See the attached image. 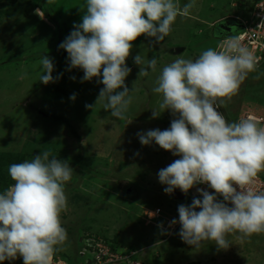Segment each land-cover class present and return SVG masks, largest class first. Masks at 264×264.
<instances>
[{"label":"rangeland","instance_id":"rangeland-1","mask_svg":"<svg viewBox=\"0 0 264 264\" xmlns=\"http://www.w3.org/2000/svg\"><path fill=\"white\" fill-rule=\"evenodd\" d=\"M254 1L195 0L190 15L177 16L163 41L141 35L131 42L125 86L132 90V103L120 120L97 101L104 87L98 82L102 72L82 82L83 70L72 68L67 52L59 48V30L63 36L66 26V38L82 23L86 0H0V193L14 183L8 172L11 164L30 161L44 151L74 170L64 186L67 208L60 215L67 239L57 245L51 264H92L88 246L97 240L133 250L129 262L121 264H264V233L243 242L239 233L229 234L226 250L214 241L198 248L182 241L177 209L191 205L194 198L202 200L199 186L189 189L185 203L173 201L158 172L179 157L154 141L141 145L137 136L166 130L177 118L170 110L152 118V110L161 111L162 95L152 89L162 68L178 58L194 60L204 50H216L220 37L212 36L211 25L228 17L245 18ZM188 2L179 0L181 6ZM17 12L31 15L11 16ZM43 54L54 65L55 82L47 85L38 80ZM138 54L145 60L157 58L156 70L146 77L138 76L144 66L134 63ZM86 104L96 105L93 110ZM217 110L228 122L244 119V113L264 116V57ZM155 208L160 211L157 219L149 216ZM173 219L175 225L170 224ZM0 264H23V258L17 255Z\"/></svg>","mask_w":264,"mask_h":264},{"label":"clouds","instance_id":"clouds-1","mask_svg":"<svg viewBox=\"0 0 264 264\" xmlns=\"http://www.w3.org/2000/svg\"><path fill=\"white\" fill-rule=\"evenodd\" d=\"M194 6L195 0L183 6L179 0H86L82 23L73 26L75 30L59 48L67 52L72 68L83 70L82 82L102 72L98 82L104 87L97 101L104 102L111 116L123 120L132 103V90L125 86L131 71L125 65L131 42L141 35L155 37L156 43L163 41L177 16L188 17ZM220 47L219 51L204 50L194 60L178 58L162 68L152 89L162 95L161 111L152 110V118L165 110L177 118L166 130H148L137 136L141 145L154 141L179 157L158 172L159 182L167 185L165 194L177 188L187 193L198 183L214 190L210 194L197 188L202 200L194 198L191 205L178 206L182 241L195 248L214 241L218 249L226 250L229 234L239 233L243 242L264 233V190L254 187L264 171V126L248 118L228 122L217 110L224 98L238 92L257 64L238 37L230 35ZM134 63L144 65L138 76L146 77L156 70L157 58L145 60L138 54ZM39 64L38 80L45 85L55 82L51 58L43 54ZM73 171L67 161L48 151L9 166L14 183L0 193V262L19 255L23 264H51L57 245L67 239L60 215L67 208L64 186ZM217 194L232 206L218 201ZM153 215L149 213L157 219L159 213ZM176 223L175 219L170 222Z\"/></svg>","mask_w":264,"mask_h":264},{"label":"built area","instance_id":"built-area-1","mask_svg":"<svg viewBox=\"0 0 264 264\" xmlns=\"http://www.w3.org/2000/svg\"><path fill=\"white\" fill-rule=\"evenodd\" d=\"M234 19H236L238 23V28L231 36L238 37L241 44L247 47L256 57V65L260 64L264 57V0H255L249 6L248 13L245 18L235 17ZM225 38L228 37L220 38L219 43L216 46V50H222L220 46L224 42ZM244 118L252 119L261 126H264V116L244 113ZM194 186H199L200 189L208 191L210 194H214V190L207 184L198 183ZM254 187L257 190H264V171L258 174ZM237 190L239 189L237 188ZM217 197H219L218 194ZM226 203L228 206L231 204L230 202ZM153 213L155 214L153 216H157L159 210L156 209ZM112 245L113 244H108L104 240H97L90 243L88 251L91 250L94 254L92 264H121L129 262L130 258L134 254V251L122 247L114 249L112 248L114 245Z\"/></svg>","mask_w":264,"mask_h":264},{"label":"water","instance_id":"water-1","mask_svg":"<svg viewBox=\"0 0 264 264\" xmlns=\"http://www.w3.org/2000/svg\"><path fill=\"white\" fill-rule=\"evenodd\" d=\"M228 22L230 24L226 25L228 24ZM214 26H216V28L220 30V33H216L218 36H221L222 34H224L228 37L232 35V33L238 28L237 21L229 17L215 22ZM168 195L173 201H176V202L185 203L187 201V193L182 192L178 188L174 189V191Z\"/></svg>","mask_w":264,"mask_h":264},{"label":"trees","instance_id":"trees-1","mask_svg":"<svg viewBox=\"0 0 264 264\" xmlns=\"http://www.w3.org/2000/svg\"><path fill=\"white\" fill-rule=\"evenodd\" d=\"M27 1H28V0H27ZM28 5L31 6V3L29 2ZM18 14H20V15H24L23 13H19V12H17L16 14L11 15V16H14V17H15V16H17ZM28 14H29V12L26 13L24 16H27ZM48 15H49V14H48ZM234 18H235V17H234ZM217 21H220V20H217ZM217 21H216V22H217ZM48 23H49V22H48ZM44 24H45V23H44ZM213 24H214V23H213ZM213 24H212V25H213ZM237 24H238V23H237ZM45 25H46V24H45ZM58 27H59V26H58ZM64 28H66V26H64ZM64 28H63V30H64V35L62 36V33L60 32L61 30H59V34H58V37L60 38L61 42H63V41L65 40V31H66V30H65ZM59 29H60V27H59ZM49 107L53 109V106L50 105V104H49ZM69 129L72 130V129H74V127L72 128V126H71V127H69ZM74 130H75V129H74ZM74 130H73V131H74ZM75 131H76V130H75ZM74 135L76 136L75 132H74ZM76 137H78V136H76ZM111 244L114 245V246L112 245L113 247L111 246V247L114 248V249H117V248L120 247V246L118 245L117 242H113V243H111ZM54 256H56V255H54Z\"/></svg>","mask_w":264,"mask_h":264},{"label":"flooded vegetation","instance_id":"flooded-vegetation-1","mask_svg":"<svg viewBox=\"0 0 264 264\" xmlns=\"http://www.w3.org/2000/svg\"><path fill=\"white\" fill-rule=\"evenodd\" d=\"M230 23L228 22V24H226V25H229ZM229 27V26H228ZM211 30H212V36H214V37H218V35L216 34V33H220V30H218L217 28H216V26H212L211 27Z\"/></svg>","mask_w":264,"mask_h":264},{"label":"bare ground","instance_id":"bare-ground-1","mask_svg":"<svg viewBox=\"0 0 264 264\" xmlns=\"http://www.w3.org/2000/svg\"><path fill=\"white\" fill-rule=\"evenodd\" d=\"M23 39H24V38H23ZM147 39H148V38H147ZM138 40H139V39H138ZM145 40H146V39H145ZM23 42H24V41H23ZM77 93H78V92H77ZM93 110H94V109H93ZM86 112H88V111H86ZM88 114H89V113H88ZM91 114H94V113H91ZM85 117H86V116H85ZM96 117H97V116H96ZM95 119H96V118H95ZM84 120H85V122H87L86 119H84ZM93 120H94V119H93ZM89 122H90V121H89ZM93 122H94V121H93ZM90 123H91V122H90ZM96 124H97V123H96ZM95 127H96V126H95ZM95 127H94V128H95Z\"/></svg>","mask_w":264,"mask_h":264},{"label":"crops","instance_id":"crops-1","mask_svg":"<svg viewBox=\"0 0 264 264\" xmlns=\"http://www.w3.org/2000/svg\"><path fill=\"white\" fill-rule=\"evenodd\" d=\"M29 15H31V14H29ZM29 15H28V16H29ZM42 23H44V22H42ZM45 24H46V25H49V23H48V22H47V23H45ZM211 26H212V25H211Z\"/></svg>","mask_w":264,"mask_h":264}]
</instances>
